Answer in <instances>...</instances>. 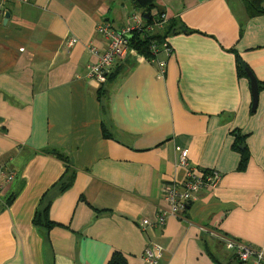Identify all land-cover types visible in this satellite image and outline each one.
Masks as SVG:
<instances>
[{
    "label": "crops",
    "instance_id": "1",
    "mask_svg": "<svg viewBox=\"0 0 264 264\" xmlns=\"http://www.w3.org/2000/svg\"><path fill=\"white\" fill-rule=\"evenodd\" d=\"M160 11L184 28L167 37L172 55H158L164 76L132 50L99 85L85 78L90 48L106 43L96 27L148 11L131 0L0 3V165L16 175L0 194V264H107L115 252L144 264L145 243L158 264H253L226 239L264 253V90L252 112L235 57L264 82V14L249 18L242 0H154L150 19ZM51 150L74 171L63 191ZM193 167L220 181L171 216L163 188L182 193ZM45 202L49 230L34 225Z\"/></svg>",
    "mask_w": 264,
    "mask_h": 264
},
{
    "label": "built area",
    "instance_id": "2",
    "mask_svg": "<svg viewBox=\"0 0 264 264\" xmlns=\"http://www.w3.org/2000/svg\"><path fill=\"white\" fill-rule=\"evenodd\" d=\"M9 0H0L1 5ZM160 22L152 25L146 24V20L141 14H133L129 17L128 23L125 27L118 30L112 29L106 23H100L96 27V34L103 36L106 41L105 47L102 51L98 49L90 48L92 55L97 59L95 62L90 63L87 66V72L85 78L88 81L96 82L99 85L106 84L108 76L112 73L115 61L120 58L126 57L132 49L129 47V37L134 31H139L142 34L152 35L163 29V26L167 23L166 14H162L157 17ZM72 39L66 41L68 46H72ZM149 51L151 53L150 62L156 63L158 73L160 76H164L166 70V61H158V55L163 52L166 57L172 55V48L167 40L163 41H151L149 45ZM148 59H143L146 61ZM187 159L185 153L181 156V163L183 166H187ZM15 172L6 167L0 165V194L6 186L12 184L15 179ZM220 174L215 170L202 171L199 168H188L187 180L184 184V190L178 194L175 186H165L163 193L166 201L169 203L168 214L181 218L185 212L189 203L196 199V194L202 189H214L217 187L220 181ZM164 214L160 215V222L163 223ZM148 221L142 222V227L148 225ZM225 249L231 251L233 255L241 262H247L250 258L255 259L253 264H264V253L257 252L249 246H245L243 243L235 240H225ZM160 258V251L157 247L152 246L149 243H145L143 246L142 260L144 264H158Z\"/></svg>",
    "mask_w": 264,
    "mask_h": 264
},
{
    "label": "trees",
    "instance_id": "3",
    "mask_svg": "<svg viewBox=\"0 0 264 264\" xmlns=\"http://www.w3.org/2000/svg\"><path fill=\"white\" fill-rule=\"evenodd\" d=\"M131 1L134 7H136V9H141L142 11L146 10L149 12L154 6V1L150 6H147L146 8H142L141 6H139V4L135 0H131ZM242 2L244 4L247 16L249 18L264 14V7L262 4L263 0H242ZM158 14L159 16H161L163 12L160 11L158 12ZM157 22H160L159 19L156 17L155 20L153 21V17H152L146 22V24L152 25ZM177 26H178L177 20L170 19V20H167V23L165 26H163L162 30L152 35L142 34L139 31H134L129 37V47L130 49L134 51H138L139 53L145 56H149L151 54L149 51L150 42L153 40L163 41L168 36L178 31V29L180 31H184V28L182 26L180 27H177ZM235 57H236V62H237L236 64H237L238 78H246L245 73L242 68V66L246 65V63H244L240 58H238L236 54H235ZM114 77H115L114 72H112L108 76L106 83L113 80ZM258 87H259V91L264 90V82H258ZM234 136H235V141L233 143V149L234 151H237L241 155L242 167H243L244 162L246 161L247 155H248L247 154L248 152L246 151V147L244 143V137H241L238 134H234ZM50 154L56 157L58 160L62 161L63 164L65 165V173L63 174L62 178L59 180L58 188H57L59 191H63L71 185L73 177H74V171L69 165L68 158L62 155L61 152L51 150ZM46 199H48V197ZM9 201L11 200L8 199L6 201V204L9 203ZM47 203L48 202L41 204V206L44 204L43 205L44 210L42 211L39 210L38 215L36 216V219L34 220V225L36 226L41 225L46 230H49L54 226V224L48 220V217H47L48 216V204ZM107 264H127V261L122 254L115 252L112 254Z\"/></svg>",
    "mask_w": 264,
    "mask_h": 264
},
{
    "label": "water",
    "instance_id": "4",
    "mask_svg": "<svg viewBox=\"0 0 264 264\" xmlns=\"http://www.w3.org/2000/svg\"><path fill=\"white\" fill-rule=\"evenodd\" d=\"M135 1L142 8H146L147 6H150L154 0H135ZM149 15L150 14L147 12L143 18L146 21H148L150 19ZM7 17H8V15L5 16V18H7ZM242 68H243V71H244L245 76H246L248 83H249L250 93H251V98H252L251 111L254 112V110L256 109L257 101H258V92H259L258 82H257L254 74L252 73V71L248 68V66L243 65Z\"/></svg>",
    "mask_w": 264,
    "mask_h": 264
},
{
    "label": "rangeland",
    "instance_id": "5",
    "mask_svg": "<svg viewBox=\"0 0 264 264\" xmlns=\"http://www.w3.org/2000/svg\"><path fill=\"white\" fill-rule=\"evenodd\" d=\"M264 5V4H263Z\"/></svg>",
    "mask_w": 264,
    "mask_h": 264
}]
</instances>
